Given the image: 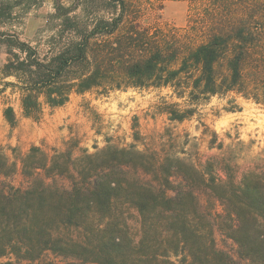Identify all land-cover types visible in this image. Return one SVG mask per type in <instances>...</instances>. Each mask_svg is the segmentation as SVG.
<instances>
[{"label": "trees", "instance_id": "16d2710c", "mask_svg": "<svg viewBox=\"0 0 264 264\" xmlns=\"http://www.w3.org/2000/svg\"><path fill=\"white\" fill-rule=\"evenodd\" d=\"M43 1L0 0V27ZM185 1L183 36L125 30V0H51L43 53L0 31L9 57L1 73L14 78L22 115L37 119L43 105L97 89L168 88L185 105L163 102L176 123L191 119L199 101L229 93L264 107V0ZM3 117L16 123L11 106ZM166 136L172 145H107L70 172L60 155L54 180L33 173L24 188L1 186L0 257L14 258L4 264H264V161L244 166L191 147L177 156L178 135Z\"/></svg>", "mask_w": 264, "mask_h": 264}, {"label": "rangeland", "instance_id": "374dc122", "mask_svg": "<svg viewBox=\"0 0 264 264\" xmlns=\"http://www.w3.org/2000/svg\"><path fill=\"white\" fill-rule=\"evenodd\" d=\"M125 2L128 8L125 30L133 25L149 33L160 31L183 36L188 29L190 4L185 0ZM52 12L51 0H44L39 8H17L12 20L3 24L0 31L18 36L43 53L53 32L46 25L47 16ZM116 40L117 37H112L106 41ZM8 58L6 48L0 46V164H5L0 173V187L24 188L28 185L27 176L33 173L32 177L38 174L40 179L50 182L55 172L53 161L60 155L59 162L70 172V168L83 167L88 163L87 156L107 145L138 149L147 148L149 144L172 145L167 132L178 135V145L171 149L177 156H181L184 148L191 147V152H198L204 158L214 155L224 159L229 154L244 166L264 161V107L252 100L233 93L214 96L199 101L191 119L176 123L167 119L161 106L163 102H178L182 108L185 105L168 88L97 89L73 93L61 107L43 105L37 119L25 118L19 90L8 85L15 83L14 78L1 73ZM7 106L14 110V125L3 117ZM187 140L188 145H185ZM218 144H222L221 149ZM32 149H37L38 153H32ZM128 213L129 233L136 242L138 217L133 209ZM70 234L73 238L77 236L75 231ZM9 258L0 257V264L14 260Z\"/></svg>", "mask_w": 264, "mask_h": 264}]
</instances>
